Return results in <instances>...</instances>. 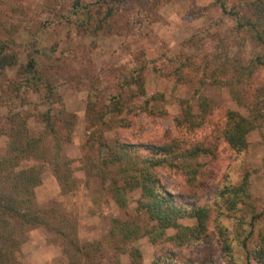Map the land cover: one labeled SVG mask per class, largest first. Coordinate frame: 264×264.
Listing matches in <instances>:
<instances>
[{
  "label": "rangeland",
  "instance_id": "374dc122",
  "mask_svg": "<svg viewBox=\"0 0 264 264\" xmlns=\"http://www.w3.org/2000/svg\"><path fill=\"white\" fill-rule=\"evenodd\" d=\"M105 1L106 4L118 2L136 17L141 13L139 31L134 35L138 38L136 41L130 43L125 34L117 32L94 35L88 30L81 33L66 24L46 28L40 37V48L44 53L41 61L48 65L57 60L63 65L62 107L74 114L75 119L68 126L69 139L62 142L59 157L61 172L69 175L74 187L70 191L62 189L52 166L44 164L41 183L35 188L38 206L65 215L69 226L64 230L71 238L76 237L79 244L109 237L111 218L128 220L135 217L139 190L125 193L126 205L121 208L105 189L104 181L90 176L85 169L87 157L98 155L90 152L86 145V139L94 135L95 129L107 142L119 140L145 145L174 139L183 146L210 145L211 153L199 158L200 172L193 182L179 169L159 166L156 171L162 187L174 196L186 195L190 203L212 207L221 183L237 185L248 173L250 203L256 215L253 225L238 228L234 218L217 216L212 209L206 230L199 239L173 246L169 236H173L175 230L170 229L155 246L148 236L136 240L133 245L141 257L135 262L128 254L113 256L112 253L104 254L100 262L117 258L119 264H150L163 250H171L174 255L164 264H259L251 252L264 243V121L261 127L247 135V147L239 154L227 146L220 132L226 121V109L245 116L248 114L245 103L258 95L264 97V68H259L251 78L238 77L235 73L240 63H247L254 55L261 54L262 49L237 32L232 17L222 16L211 6L214 0ZM129 17L125 15L119 24H124ZM37 18L44 20L43 15L31 16L32 21ZM29 37L27 30L15 36L21 44ZM140 57L147 64L143 75L146 94L138 97L136 102L141 108L151 95L163 94L164 99L149 102L144 107L146 111L134 107L114 115L112 121L107 117L103 126L93 125L94 115L107 109L104 104L121 84L122 73L133 68ZM20 61H26L24 53L20 54ZM155 66L161 67L165 75L157 74ZM16 70L15 67L6 70V77L14 78ZM96 93L100 94L94 103ZM201 96L207 97L212 105L201 126L195 130L178 126L175 120L182 118L179 101L188 100L192 112L199 113ZM29 100L30 104L18 109L28 115L30 134L37 135L44 126L35 114L45 107L35 94H30ZM62 107L55 105V111ZM5 114L6 108L0 107V119ZM59 129L64 133L68 131ZM6 144L7 138L0 135V147ZM34 163L30 161L23 165ZM60 220L56 216L53 222L63 227L65 224ZM180 223L192 226L196 221L182 219ZM219 226L224 227L231 239L233 262L224 256L218 238ZM242 239L246 240V247L242 246ZM64 241L52 231L30 230L21 246V263L68 264L70 247Z\"/></svg>",
  "mask_w": 264,
  "mask_h": 264
},
{
  "label": "trees",
  "instance_id": "16d2710c",
  "mask_svg": "<svg viewBox=\"0 0 264 264\" xmlns=\"http://www.w3.org/2000/svg\"><path fill=\"white\" fill-rule=\"evenodd\" d=\"M105 4V0H0V107L6 108V114L0 119V135L7 138L6 146L0 147V264H22L21 246L28 232L35 228L45 233L52 231L65 240L70 247L68 264H119L117 258H109L103 263L100 259L108 253L113 256L128 254L135 262L141 257L133 245L136 240L148 236L155 246L170 229L175 230L173 236H169L173 246L199 239L206 230L212 209L217 216L234 218L237 227L253 225L256 215L250 203L248 173L237 185L221 183L212 207L190 203L186 195L177 197L162 187L156 171L159 166L179 169L193 182L200 172L199 158L211 153L210 145L183 146L174 139L145 145L119 140L107 142L96 129L94 135L86 139V145L90 152L98 155L87 157L85 169L90 176L104 181L105 189L121 208L126 205L125 193L139 190L135 217L128 220L111 218L109 237L79 244L76 237L71 238L64 230L69 226L65 215L57 214L55 209L44 210L38 206L35 188L41 183L44 164L52 166L62 189L70 191L74 187L69 175L61 172L59 157L62 142L69 139L68 126L75 119L74 114L62 107L64 83L60 81L63 65L57 60L48 65L41 61L44 53L40 48V37L46 28L66 24L81 33L88 30L94 35L117 32L125 34L126 41L130 43L136 41L138 38L134 35L139 31L141 13L136 17L116 1ZM211 6L222 16L232 17L237 32L262 49L261 54L254 55L247 63H240L235 71L238 77L251 78L259 68H264V0H214ZM41 15L44 16L43 21L39 18L32 21L31 16ZM125 15L130 17L124 24H119ZM22 30H27L30 35L23 44L15 38ZM21 53L26 56L23 63L20 61ZM146 65V60L140 57L133 68L122 73L121 84L104 104L107 109L94 115L93 125L103 126L107 117L112 121L116 114L140 108L136 99L146 94L143 79ZM14 67L17 68L14 78H7L6 70ZM154 71L165 75L161 67L155 66ZM30 94H35L45 107L35 114L44 126L37 135L30 134L28 115L18 109L31 103ZM99 94L94 96V103ZM163 99V94L151 95L139 110L146 111L144 107L149 102ZM210 102L201 96L198 101L200 112L194 113L188 100H180L182 118L176 119V124L188 130L200 127L211 112ZM245 104L248 109L245 116L226 109V121L220 132L223 141L235 154L246 149L247 135L261 127L264 121V97L258 95ZM55 105L62 108L55 111ZM59 127L68 131L64 133ZM30 161L35 163L23 165ZM56 216L65 224L63 227L54 224ZM182 219H195L196 224L183 225L180 223ZM218 238L226 260L233 262L231 239L222 226L218 227ZM241 241L246 247V240ZM172 255L173 251L163 250L150 264H164ZM251 255L259 264H264V243L253 248Z\"/></svg>",
  "mask_w": 264,
  "mask_h": 264
}]
</instances>
